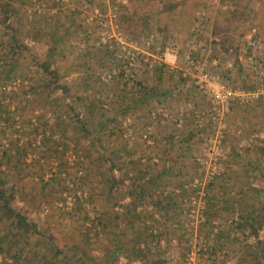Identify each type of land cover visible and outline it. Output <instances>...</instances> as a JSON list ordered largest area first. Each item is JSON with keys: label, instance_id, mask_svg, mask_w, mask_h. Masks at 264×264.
Instances as JSON below:
<instances>
[{"label": "rangeland", "instance_id": "374dc122", "mask_svg": "<svg viewBox=\"0 0 264 264\" xmlns=\"http://www.w3.org/2000/svg\"><path fill=\"white\" fill-rule=\"evenodd\" d=\"M0 192V264H264V0H0Z\"/></svg>", "mask_w": 264, "mask_h": 264}, {"label": "trees", "instance_id": "16d2710c", "mask_svg": "<svg viewBox=\"0 0 264 264\" xmlns=\"http://www.w3.org/2000/svg\"><path fill=\"white\" fill-rule=\"evenodd\" d=\"M62 90L65 89L64 87H60ZM0 212L6 218H8L11 222V226L14 227V229L17 231V233L14 234L13 238H20L23 234L28 233L30 230L31 226L30 224L27 223L26 218L21 215L20 213H17L14 211V209L9 205V202L6 200L3 192H0ZM63 253L55 250V253L53 254L54 257V262L52 261L51 263H55V259L58 260L60 259V256H62ZM47 258L44 257V260ZM53 259V258H52ZM40 264H47L45 262L40 263Z\"/></svg>", "mask_w": 264, "mask_h": 264}, {"label": "built area", "instance_id": "2783aa9c", "mask_svg": "<svg viewBox=\"0 0 264 264\" xmlns=\"http://www.w3.org/2000/svg\"><path fill=\"white\" fill-rule=\"evenodd\" d=\"M206 79L205 85L202 88L205 89L206 93L209 95L211 99H216V101H223L226 100L231 93L226 90L225 86L220 81H210L206 75L204 76ZM262 92V90H260Z\"/></svg>", "mask_w": 264, "mask_h": 264}]
</instances>
